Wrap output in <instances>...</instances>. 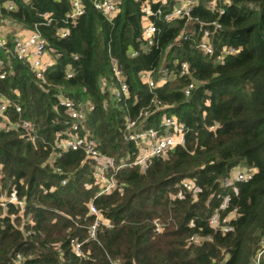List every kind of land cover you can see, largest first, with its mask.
<instances>
[{"label":"trees","instance_id":"trees-1","mask_svg":"<svg viewBox=\"0 0 264 264\" xmlns=\"http://www.w3.org/2000/svg\"><path fill=\"white\" fill-rule=\"evenodd\" d=\"M8 1L0 0V22L6 17L32 29L37 24L48 52L60 55L36 77L27 61L0 46L6 69L0 92L9 99L0 115V189L25 201L23 211L10 206L13 218L0 216V264H251L264 232V0H229L222 13L210 9L208 0L194 4L193 14L222 23L211 37V55L193 40L177 38L180 16L156 20L158 43L148 45L140 0H117L111 20L91 0H82L85 12L68 20L69 0H10L13 9ZM224 45L236 51L219 56ZM111 57L129 84L120 102L112 98ZM181 60L197 84L185 94L189 76L158 81L153 92L164 106L143 124L159 127L163 113L174 114L186 126L183 144L151 157L145 169L119 168L121 190L100 194L82 150L68 149L50 161L51 144L68 126L60 95L94 104L84 127L103 153L118 160L135 148L123 139L126 117H134L153 95L140 71L160 65L176 71ZM18 118L35 124L34 139L20 127L6 128ZM238 169L252 176L233 180ZM183 179L192 181L191 189L179 185ZM225 197L229 204L221 216L236 212L233 231L221 233L207 220ZM91 202L112 224L98 227L95 238L88 234ZM154 219L167 223L161 233L154 231ZM190 220L195 227L188 226ZM73 241L82 243V256L74 253Z\"/></svg>","mask_w":264,"mask_h":264},{"label":"built area","instance_id":"built-area-1","mask_svg":"<svg viewBox=\"0 0 264 264\" xmlns=\"http://www.w3.org/2000/svg\"><path fill=\"white\" fill-rule=\"evenodd\" d=\"M30 2L32 0H23ZM140 11L143 15V35L148 45H156L158 43L157 34L160 32V27L156 20H169L174 17H183V24L177 38L191 39L194 45L206 54H213L214 47L211 42V37L215 30L222 27L220 20L216 18H201L192 13V8L198 0H140ZM70 11L67 14L69 18L76 17L85 12V4L82 0H69ZM95 9L99 10L108 20H111L117 10V0H91ZM229 0H208L207 5L210 9H218L220 13L225 9V3ZM8 9L15 8V2L8 1L6 3ZM3 20V19H2ZM50 18L48 19V21ZM147 20V23L145 21ZM61 36L67 35L66 29L58 31ZM11 43L8 45V43ZM45 39L39 31L37 24L31 29L27 35L22 32H16L11 36L0 32V46L14 57L27 61L33 69L36 77H41L43 71L50 66L60 52H48L45 47ZM172 43L166 45V49L171 47ZM236 48L231 45H224L220 51L219 56L235 52ZM131 55H136L135 49L131 50ZM9 68L12 65L9 64ZM111 72L113 75L112 98L116 102H120L128 95L129 84L126 80L125 74L121 66L118 65L117 59L111 57ZM72 72L68 71L67 76H71ZM6 75V69L3 67V59L0 57V77ZM157 75V78H156ZM186 75L190 77L187 84L182 87L185 94H189L197 84V81L192 77L189 69V64L186 60H181L178 63L177 70L174 71L168 66L160 65L159 68L143 69L140 71L141 79L148 85L150 91L156 87L158 81H165L173 79L176 76ZM9 102L7 96L0 92V115H3L6 109V104ZM59 103L65 108L68 116L67 129L64 130V136L57 139L51 144L50 160L62 156L64 151L68 149L82 150L85 159H87L92 166V175L99 185L97 194L105 193L118 186L115 173L116 171L126 165H138L145 169L149 165V161L153 156H160L172 147L183 144L185 141V123L180 121L174 114L163 113L159 127L144 126L143 122L147 115L156 109L164 106V102L160 100L155 92H153L150 102L146 107H142L134 117H126L122 128V135L124 141H132L134 149L127 150L124 156L117 160L115 156L103 153L97 145L96 138L85 129L84 121L87 112L94 108L91 101H76L70 97L60 95ZM152 108V109H151ZM17 112L21 111V107L15 104ZM151 109V110H150ZM20 127L25 130L30 139L35 137V124L26 118H18L13 121L8 127ZM82 130V132H80ZM56 171H61L59 166L55 167ZM233 180L245 181L252 176L250 171L236 170L232 174ZM61 183H66V178L61 179ZM185 189H191L192 181L183 179L181 184ZM180 192L171 195V200L179 197ZM229 204V197H225L213 214L208 218L207 222L216 231L221 233H228L233 231L234 227L231 223L236 209L229 211L227 214L221 216V209H225ZM10 206L21 211L25 208V201L23 198L14 192H8L0 189V216L8 215L10 218L14 217L13 213H9ZM89 213L94 216L93 223L88 227V234L90 238L96 237V230L100 226L109 228L112 226L111 222L106 219L99 209L91 202L88 205ZM26 220L32 223L30 217ZM154 231L161 233L166 226V222L154 219ZM188 226L195 227L193 220L188 222ZM196 235H191L190 240L194 241ZM73 251L77 256H82V243L73 241ZM17 255V259H20ZM264 259V232L258 237L256 243V250L251 256V264H261ZM111 264H116L112 262Z\"/></svg>","mask_w":264,"mask_h":264},{"label":"crops","instance_id":"crops-1","mask_svg":"<svg viewBox=\"0 0 264 264\" xmlns=\"http://www.w3.org/2000/svg\"><path fill=\"white\" fill-rule=\"evenodd\" d=\"M32 28H28L21 23H18L10 18L3 17L0 22V32L5 33L7 36H11L16 32H22V34L27 35V33Z\"/></svg>","mask_w":264,"mask_h":264},{"label":"rangeland","instance_id":"rangeland-1","mask_svg":"<svg viewBox=\"0 0 264 264\" xmlns=\"http://www.w3.org/2000/svg\"><path fill=\"white\" fill-rule=\"evenodd\" d=\"M145 23H147V20L145 21ZM50 161H51V160H50ZM238 167H241V165H238ZM4 189H5V188H4ZM4 189H3V190H4Z\"/></svg>","mask_w":264,"mask_h":264}]
</instances>
